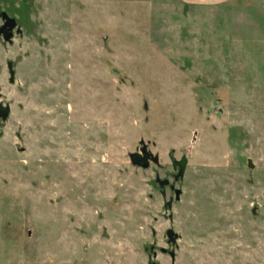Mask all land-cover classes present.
<instances>
[{"label":"rangeland","instance_id":"1","mask_svg":"<svg viewBox=\"0 0 264 264\" xmlns=\"http://www.w3.org/2000/svg\"><path fill=\"white\" fill-rule=\"evenodd\" d=\"M0 10V264H264V0Z\"/></svg>","mask_w":264,"mask_h":264},{"label":"water","instance_id":"2","mask_svg":"<svg viewBox=\"0 0 264 264\" xmlns=\"http://www.w3.org/2000/svg\"><path fill=\"white\" fill-rule=\"evenodd\" d=\"M3 16L6 18V24H8L9 28H13L15 26V21L13 18L8 17L6 14H3ZM12 74V72H11ZM7 109V108H6ZM141 148L139 150V152H133L130 153L129 157H130V161L133 164L136 165H140L142 167H147L149 165V160H151L153 163L157 164L158 163V156L157 155H152L150 153V151L147 150L146 144L145 143H141ZM186 165V157L182 156L179 160H172V166L174 168H176V166H178V172L179 174H182L184 171ZM248 166L251 167V162L248 161ZM155 182L157 183L158 187H160L161 189L164 188L166 185L169 184V180L167 178H160L159 176L155 177ZM171 188L174 187L173 184L170 185ZM164 192V191H163ZM161 190V195H164V193ZM181 194V190L178 188L174 189V198L171 197L169 200L165 201L164 206L166 208H170L173 199L178 200L179 196ZM166 235L168 237V242H175V239L177 238V234L172 230V228H168L166 230ZM166 249L164 248H160V251H165ZM156 253H154L155 255ZM170 256L172 257V259L174 258V251H169ZM154 264V263H152Z\"/></svg>","mask_w":264,"mask_h":264},{"label":"flooded vegetation","instance_id":"3","mask_svg":"<svg viewBox=\"0 0 264 264\" xmlns=\"http://www.w3.org/2000/svg\"><path fill=\"white\" fill-rule=\"evenodd\" d=\"M3 14H6L8 17H10V18H13V17H11L10 15H8V13L6 12V11H4V10H0V21H1V23H0V41H3L4 43H9V42H11V40H12V37H13V30L14 29H16V25H17V23H16V21H15V19H14V21H15V26L13 27V28H9V26H8V24H6V18L3 16ZM11 72H12V74H11ZM2 73H5L6 75H7V80H8V82L9 83H13L14 82V79H15V73H14V69H13V63H12V61H10V60H2V61H0V90H1V88H2V83L3 82H1V75H2ZM2 80H3V77H2ZM7 108V109H6ZM9 112H10V105L8 104V103H3V101H1L0 100V121L2 120H5L6 118H7V116H8V114H9ZM174 160V159H173ZM179 160V159H178ZM171 165H172V161H171ZM172 168L173 169H179L178 168V166H176V168H174L173 166H172ZM172 183H169L168 185H166L164 188H160V195H161V190H162V192L164 193V195H161L162 196V198L164 199L165 198V196H166V192H165V188H168L170 191H173V193H174V189L176 188L175 186L173 187V188H171L170 187V185H171ZM174 185V184H173ZM172 196H169L168 197V199L167 200H169L170 198H171ZM173 198H174V196H173ZM167 200H164V203H165V201H167ZM164 205V204H163ZM165 207V206H164ZM166 208V207H165ZM167 230V229H166ZM166 230H165V236H166V243L167 244H173L172 242H168L169 240H168V237H167V235H166ZM177 234V233H176ZM177 239V238H176ZM176 239H175V241H176ZM161 248H164V249H166L165 251H162V253H167L168 255H169V257H170V259H171V261H173L174 260V258L172 259V257L170 256V254H169V251H171V250H168L166 247H161ZM173 251V250H172Z\"/></svg>","mask_w":264,"mask_h":264},{"label":"crops","instance_id":"4","mask_svg":"<svg viewBox=\"0 0 264 264\" xmlns=\"http://www.w3.org/2000/svg\"><path fill=\"white\" fill-rule=\"evenodd\" d=\"M191 1V4H211V5H214V4H218V3H222V2H226L228 0H190Z\"/></svg>","mask_w":264,"mask_h":264}]
</instances>
